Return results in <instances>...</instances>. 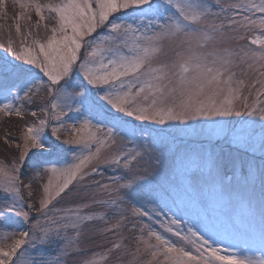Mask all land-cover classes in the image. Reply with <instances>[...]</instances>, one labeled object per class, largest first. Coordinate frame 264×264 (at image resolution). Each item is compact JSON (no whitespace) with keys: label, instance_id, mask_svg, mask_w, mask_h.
Wrapping results in <instances>:
<instances>
[{"label":"snow or ice","instance_id":"6c2138e0","mask_svg":"<svg viewBox=\"0 0 264 264\" xmlns=\"http://www.w3.org/2000/svg\"><path fill=\"white\" fill-rule=\"evenodd\" d=\"M13 5L24 10L16 16L17 21L34 10L38 18L35 27L43 24L51 34L41 41L28 31L18 47L11 39L6 47L0 44L4 53L0 56V94L21 101L0 104V113L23 119L24 107L36 103L33 97L37 93H46L39 108L43 118L25 123L16 144L18 163L11 167L0 164V227L11 228L9 221L16 224L11 233L16 238L0 247V264H52L42 258L27 259L26 249L36 250L38 245L55 241L65 256L81 257L71 264H98L95 254L82 257L81 244L90 238L87 232L113 233L128 222L126 212L133 217L149 215V210L136 206L152 195L144 189L147 169L134 171V162L144 158L148 146L112 151L116 146L114 128L104 129L89 118L66 124L69 113L83 116L110 107L124 117L159 125L234 115H258L264 120V101L260 99L264 96V0H215L214 4L206 0H13ZM4 8L5 0H0V11ZM45 10L54 14L55 24L50 28L44 23L48 19ZM101 28L106 32L93 37ZM15 30L21 34L19 23ZM28 114L37 116L30 108ZM51 120L56 121L51 126L52 137L59 141L63 132L69 138L62 144L82 149V154L74 157L76 163L63 168L40 167L46 163L41 157L50 154L52 141L47 138V129ZM221 123L213 120L209 127L220 132L223 129L217 126ZM32 157L34 171L28 175L24 169ZM113 166L121 174L110 183L95 179L101 168ZM177 168L184 175L191 169H205L213 178L214 193L221 197L224 187L237 175L246 184L256 175L244 160L213 153L181 157ZM49 173L38 202L32 201L33 184ZM259 178L264 188V165ZM191 179H196L195 171ZM22 187L28 189L26 205ZM69 196L66 204L74 206L57 207ZM125 202L132 207H125ZM96 206L110 212L98 214ZM110 213L118 217L114 224L107 220ZM260 217L259 244L264 250V199ZM100 221L106 227H99ZM169 224L178 226L175 219ZM136 227L133 223L132 228ZM164 227L173 232L168 224ZM139 232L135 251H125L132 256L128 264H264V257L213 246L210 238L192 227L187 234H174L190 243L193 250L177 246L148 225L141 226ZM8 236L4 232L0 239ZM121 248L120 243H112L99 259L107 261ZM142 256L150 259L141 260ZM55 264H61L59 257ZM115 264H122L121 256Z\"/></svg>","mask_w":264,"mask_h":264},{"label":"rangeland","instance_id":"374dc122","mask_svg":"<svg viewBox=\"0 0 264 264\" xmlns=\"http://www.w3.org/2000/svg\"><path fill=\"white\" fill-rule=\"evenodd\" d=\"M39 2L47 3L48 0H39ZM52 2L58 3L60 0H52ZM206 2L214 4L215 0H206ZM23 12L24 10L18 5H13V0H5V8L0 11V44H4L6 47L8 40L11 39L14 46L18 47L21 36L28 31L32 32V38H38L41 41L46 40L51 34L43 24L39 28L35 27L38 18L34 10L25 13L17 21L16 16ZM44 15L48 17L44 23L49 28L54 26L55 21L52 19L54 14L45 10ZM25 16L30 19H26ZM117 16L121 17V14H117ZM17 23L21 28L20 35L15 30ZM105 32L106 29H98L96 33H93V37L98 38ZM3 54V50H0V56ZM244 91L247 93V88ZM254 96L255 92L253 91L249 97L250 102ZM45 98L46 93L43 90L37 93L33 97L36 103L24 107L23 119L15 115L4 116L0 113V164L11 167L13 163H18L19 150L16 148V144L20 142L25 123L33 124L37 119L43 118L39 108L44 105ZM260 99L264 101V96H261ZM4 103L20 104L21 101L13 100L12 97L5 99L4 95L0 94V104ZM29 108L37 112L36 117L28 114ZM84 118L92 119L93 123L99 124L104 129H115L116 146L112 151L123 148L125 152H129L141 145L148 146V152L144 158L134 162V171L137 168L142 172L147 169L148 182L144 184V189L152 195L151 197L146 196L140 204L136 205L144 210H149L148 216L133 217L130 212H126L128 222L113 233L92 234L90 231L87 232L90 238H85L81 244V248L84 249L82 257L92 258L95 254L98 264H115L117 256H121L122 264H128V261L132 260V256L125 254V251H135L137 246L135 238L140 235L139 228L143 225H148L165 239L189 250H193L191 244L182 241L174 233L180 232L181 235H184L187 234L188 228L192 227L205 238H210L215 247L227 248L229 251H235L240 255L247 254L253 258L264 257V250L259 244L262 225L260 209L262 199H264V188H262L259 178V171L264 165V120H261L258 115L213 117L211 120L200 117L197 120L187 121L185 124L169 121L164 125H159L152 121H136L134 117H124L110 107H106L104 110L97 109L95 113L85 112L83 116L75 112L69 113L65 123H78ZM213 120L222 122L217 127L222 128L223 131L216 132L210 129L209 126ZM53 124H56L55 120L50 121L47 129V138L52 141L48 149L50 154L41 157V160L46 161L40 165L41 168L66 167L68 164L76 163L74 157L82 154L80 147L61 143L62 140L69 138L67 134L61 132L59 141L51 136ZM133 131L136 133L135 136H132ZM208 153L224 158L244 160L254 169L255 178L246 184L237 175L230 185L224 187L221 197L214 193L213 178L208 175L205 169L201 168L199 171L191 169L187 175L178 170L177 161L179 158L184 156L199 158ZM83 154H86V151ZM34 160L35 157H32L28 161V166H25L24 171L28 175L34 171L30 167ZM192 171L196 172L195 180L191 179ZM120 174L115 166L101 168L100 174H97L95 179L110 183L111 178ZM49 176H51L50 173L44 174L42 179H38L33 184L32 201L38 202L42 194V185L47 182ZM22 179L24 182H28L27 176ZM52 179L55 180V177L53 176ZM189 183L192 184L191 188L188 187ZM21 190L26 205L29 202L28 189L22 187ZM70 198V196L64 197L57 207L74 206L66 204ZM125 207L130 209L132 205L125 202ZM152 210L160 211L161 215L156 216ZM94 211L98 214L110 212L109 209L102 206H96ZM32 215L35 213L33 212ZM117 218L111 213L107 216L109 224H114ZM173 219L178 222V226L169 224ZM8 223L11 224V228L0 227V235L4 232L9 233L8 239H0V247L12 243L16 238L11 235L16 224L12 221ZM133 223L137 224L136 229L132 228ZM98 224L101 228L106 227L103 221ZM166 224L173 228V232L166 230L164 227ZM22 227L27 230L28 226L23 225ZM112 243H120L121 250L113 252L107 261L100 260L99 257ZM152 243H156L154 239ZM60 248L61 245L58 241L38 245L36 250L26 249V258H42L52 264H55L58 257L61 264H71V260L81 258L70 259L61 252ZM140 259L148 260L150 257L142 256Z\"/></svg>","mask_w":264,"mask_h":264}]
</instances>
